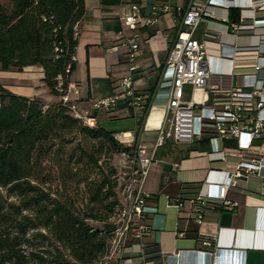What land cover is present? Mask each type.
Returning a JSON list of instances; mask_svg holds the SVG:
<instances>
[{
  "label": "crops",
  "instance_id": "0c3cea01",
  "mask_svg": "<svg viewBox=\"0 0 264 264\" xmlns=\"http://www.w3.org/2000/svg\"><path fill=\"white\" fill-rule=\"evenodd\" d=\"M82 1L84 14L77 27L74 68L68 75V81L79 86V93L73 95L76 107L93 119L94 126L112 132L115 138L123 134L133 141V146H141L138 156H149L164 115L162 96L147 100L144 108L122 99L110 108H96L93 103L117 93L119 80L128 74L126 49L121 46L119 32L124 29L130 35L133 31L122 26L119 16L130 2L139 3L147 12L151 4L165 0ZM167 1L174 6L184 5L187 0ZM8 2L2 0L0 4ZM217 13L223 15L221 11ZM257 15L264 18V11ZM211 26L220 31L219 35L203 36V24L195 34L199 41H205L210 55L208 83L228 90L252 81L255 53L246 51L234 57L229 54L233 46L254 45L256 36L249 32L227 33L223 24ZM257 32H264V26ZM137 33L139 50L133 89L139 95H150L161 78L175 29L170 18L162 14L155 24ZM257 62L264 64V59ZM8 72L13 77L0 74V80L10 92L39 98L46 105L58 99L42 81L39 66ZM256 76L264 77V72ZM189 93L190 88L186 87V95ZM193 97L203 106L212 105L213 95L207 89L196 91ZM235 149L233 138L212 136L191 142L168 140L158 147L143 184V191L150 195L143 220L149 227L148 234L140 240L129 238L122 253L108 264H217L223 260L264 264V172L237 180L235 187L227 192V199L236 202L237 207L228 210L207 203L201 223L196 222L198 212L193 199L201 188L205 190L206 184L223 181L224 172L236 161ZM221 152L227 156L224 160L218 158ZM211 154L217 156L215 160L210 159ZM260 156H264V135L254 140L247 154L249 158ZM205 240H210V246L203 244Z\"/></svg>",
  "mask_w": 264,
  "mask_h": 264
},
{
  "label": "trees",
  "instance_id": "16d2710c",
  "mask_svg": "<svg viewBox=\"0 0 264 264\" xmlns=\"http://www.w3.org/2000/svg\"><path fill=\"white\" fill-rule=\"evenodd\" d=\"M83 14L82 0L0 4V71L39 66L58 97L46 105L0 80V264H97L115 226L121 190L100 156L131 148L85 124L55 90L74 68Z\"/></svg>",
  "mask_w": 264,
  "mask_h": 264
},
{
  "label": "built area",
  "instance_id": "2783aa9c",
  "mask_svg": "<svg viewBox=\"0 0 264 264\" xmlns=\"http://www.w3.org/2000/svg\"><path fill=\"white\" fill-rule=\"evenodd\" d=\"M217 11L223 12V15H219ZM259 11H264V0H187L184 5L174 6L165 0L160 4H151L147 12L142 10L139 3L130 2L119 16L122 26L133 31L130 35L126 34L124 29L119 32L121 46L126 49L128 74L119 80L117 93L95 101L93 106L110 108L122 99L144 108L147 100L162 96L164 115L157 128L153 152L149 156H138L137 150L141 146H133V141L123 134L116 137L120 143L133 150L124 153L130 166L120 191L121 204L113 219L115 226L110 233L106 252L97 264H108L121 254L129 238L140 240L148 234L149 227L143 220L145 203L150 195L143 191V184L150 166L155 161V150L168 140L191 142L203 136H212L219 139L233 138L236 141V161L224 172L223 181L206 184L205 190L201 188L193 199L197 205L198 224L202 221L201 215L207 203L232 210L238 204L227 199L226 195L235 187L237 180L264 172V156L247 157L254 140L264 135V77L256 76L259 72H264V64L257 62L264 59V32H257L259 27L264 26V18L257 15ZM162 14L170 18L175 34L169 43L156 90L150 95H139L133 89V74L139 50L137 31L155 24ZM212 23L223 24L227 33L237 35L249 32L256 36L254 45L233 46L229 54L234 57L246 51L255 53L256 62L250 74L252 81L228 90L208 83L211 74L210 55L205 41H199L195 34L203 24V36L219 35L220 31L211 26ZM72 60L74 61V57ZM230 61L232 62V59ZM66 72L68 73V69ZM186 87L190 88L188 96ZM202 89L212 93V105L203 106L195 102L194 93ZM55 90L62 102L70 105L75 116L81 118L88 126H94L93 119L86 113H80L76 107L73 95L79 93L78 84L70 81L65 83L64 78L58 75ZM209 156L211 160L217 157L213 154ZM226 157L223 152L218 156L222 160ZM203 244L210 246L211 242L205 240ZM216 263L242 264L225 260Z\"/></svg>",
  "mask_w": 264,
  "mask_h": 264
},
{
  "label": "rangeland",
  "instance_id": "374dc122",
  "mask_svg": "<svg viewBox=\"0 0 264 264\" xmlns=\"http://www.w3.org/2000/svg\"><path fill=\"white\" fill-rule=\"evenodd\" d=\"M0 74H3V76H7V77H13L11 73H9L8 71H0ZM27 75L28 74H26V76ZM100 159L101 160L99 161V164H101L104 169H106L108 166H111L115 170V175L113 177H115L117 180L116 190L117 191L121 190L123 184L126 181L128 171H129V166H130V162L126 154L120 151L104 150L102 155L100 156ZM87 174L91 178L95 176L94 171L92 172L85 171L83 173V177H85ZM113 219L114 218H112V220Z\"/></svg>",
  "mask_w": 264,
  "mask_h": 264
}]
</instances>
